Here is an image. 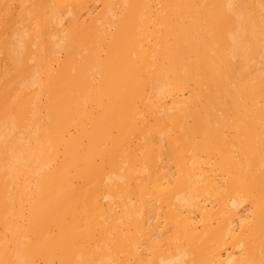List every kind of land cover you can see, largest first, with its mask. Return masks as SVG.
Returning a JSON list of instances; mask_svg holds the SVG:
<instances>
[{
	"label": "bare ground",
	"instance_id": "6f19581e",
	"mask_svg": "<svg viewBox=\"0 0 264 264\" xmlns=\"http://www.w3.org/2000/svg\"><path fill=\"white\" fill-rule=\"evenodd\" d=\"M0 264H264V0H0Z\"/></svg>",
	"mask_w": 264,
	"mask_h": 264
}]
</instances>
